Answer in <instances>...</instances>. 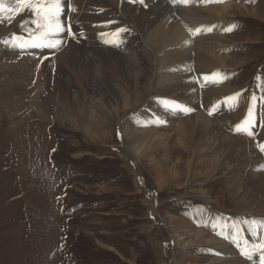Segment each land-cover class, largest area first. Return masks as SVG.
Instances as JSON below:
<instances>
[{
  "label": "rangeland",
  "instance_id": "obj_1",
  "mask_svg": "<svg viewBox=\"0 0 264 264\" xmlns=\"http://www.w3.org/2000/svg\"><path fill=\"white\" fill-rule=\"evenodd\" d=\"M78 1L74 0L76 13L71 16L68 11L66 14L78 26L77 32L68 31L63 45L42 47L43 54L53 51L47 55L54 60L63 52L75 50L82 53L76 54L78 61L86 62L91 60L88 57L94 58L104 51L113 50L111 53L127 56L124 49L113 43L82 40L80 31L86 26H79L78 20L82 14L91 18L94 14H89L84 2ZM234 1L240 8L235 16H230V24L220 36H225L221 40L224 55L232 58L227 85L235 89L230 97H237V101H233L234 107L227 103L225 107L221 105L224 108L218 118L225 116L226 122L220 120L219 125L222 130H228L227 135L241 137L245 134L251 138L243 127L237 130L238 125L243 126L250 120L257 131L249 130H253L255 136L264 137V0ZM131 3L137 5L138 10L150 11L146 0ZM64 4L66 6V2ZM27 12L18 15L24 16ZM6 14L0 19L8 21ZM104 22L107 26L108 22ZM115 22V25L129 26L126 20L116 19ZM63 24H67L65 18ZM6 40L9 49L20 51L11 39ZM6 48L0 46V53ZM144 52L148 58L150 52ZM25 54L23 57H27ZM43 54H39L36 61ZM84 55L88 57L81 59ZM5 62L2 60V65ZM238 63H242L241 66L233 67ZM41 64L43 66L35 70L36 81L24 92L28 95L21 91L12 98L13 104L0 103V264H214L212 260L218 258L220 251L197 244L196 232L206 233L228 247L232 238L226 233L229 224L243 230L244 240H248L245 225L249 230L248 225L256 215H262L264 209L258 204L245 207L242 203L245 199H237L238 179L230 178L227 168H222L216 176H208L213 169L208 158L211 154L200 158L205 171L194 168L189 171L186 162L174 176L170 171L174 157L170 156L173 153L177 158L180 154L173 143L156 149L152 157L134 154L131 148V131L149 127L142 126L143 120H154L150 127L165 133L174 135L173 128L178 131V125L174 127L173 123L180 119L179 112L157 114L152 107L149 109L152 101H163L170 108L184 107L182 103L177 104L175 98L164 93L146 94L144 87H139L143 95L140 106L132 99L125 118L120 123L111 121L106 118L100 97L88 94L83 79L72 71L85 69L83 65L65 64L61 76L57 74V79L48 82L45 72L41 71L45 63ZM62 76L65 80L73 79V90H68L67 86L61 88L68 83L62 81ZM50 83L53 96L42 107L41 97L50 93ZM19 84L24 82L19 80ZM164 88L162 85L157 89ZM199 94L202 96V90ZM200 106L198 109L209 112L206 115H215L211 107L201 103ZM125 124L128 125L124 131ZM228 154L227 162L235 163L237 154L231 151ZM208 211L212 213L211 219H221L219 230L211 225L204 227ZM260 229L254 232L258 240ZM241 235L242 231L238 236ZM251 252L260 254L254 249ZM244 260L252 264L259 261L254 257Z\"/></svg>",
  "mask_w": 264,
  "mask_h": 264
},
{
  "label": "bare ground",
  "instance_id": "obj_2",
  "mask_svg": "<svg viewBox=\"0 0 264 264\" xmlns=\"http://www.w3.org/2000/svg\"><path fill=\"white\" fill-rule=\"evenodd\" d=\"M82 1L84 7L90 11L89 14H94L93 19L82 14V18L78 20L79 26H86L80 31L82 40H89L95 44L113 43V46L124 49L127 56L122 57L115 52L111 53L113 50H110L111 52L97 53L95 59L89 58L87 55L82 56L81 59L85 57L91 59L86 62L78 61L76 54L82 53H77L75 50L68 53L63 52L54 60L51 57H46L47 52L53 53V51L47 50L43 54L45 49L43 50L42 47L15 46L21 52L13 51L12 48H8L9 42L6 39H11L14 45L22 43L30 45L39 36L40 29L36 26L31 28L33 17H30L29 12L18 20H3L0 27H5L0 32V46H7V48L0 53V103L2 105H7L9 102L13 104L12 98L14 95L20 94L21 91L25 96L28 95L24 92L27 87H31L33 81H36L38 76H36L35 70L43 66L41 63H45L41 71L45 72L48 82L57 79L58 75L61 76L65 64L76 63L78 65L79 63L83 65L85 69H72V71L78 78L83 79L84 88L88 94L93 96L97 94L103 101L106 118L111 121L119 120V123L125 118L126 112L130 110L132 99H135V105L140 106L143 95L138 91L139 87H144L146 94L158 92L170 95L171 98L178 101L177 104L180 102L186 108L191 106L197 110L191 109L194 113L189 117L187 114L190 111L184 112L180 107L170 108L163 101H152L149 109L152 107L151 109H154L157 114L179 112L177 113L180 115V119L173 123L174 127L178 125V131L173 128L174 135L165 133L150 127L154 120H140L144 124L142 126L149 127L135 128L131 131V148L134 154L152 157V153L156 152V149L167 148L170 143H173V148L180 154L177 158L173 153L170 156L174 157L173 165L170 168L174 176L186 162L189 171L191 168L205 171V167L200 165L202 162L200 158L202 155L211 154L208 158H210L209 164L213 169L208 173V176H216L222 168H227L228 176L238 179V183H236L237 199H245L242 202L245 207L258 204L264 209V151H260L256 146V142L261 143L264 141V137L256 138V133L251 130L253 135L248 138L245 134L241 135L242 129L239 131L241 137L227 135L228 130H222L223 128L221 129L219 125L220 120L226 122L224 121L225 116L218 118L219 113L223 112L221 110L225 107L226 98L236 92L234 88L227 85V70H229L232 58L224 55L221 40L225 36L220 35L230 24L228 21L230 16H235V11H238L240 6L238 7L234 0H189L187 5L173 3L172 0H146V3L151 6L150 11L147 12L144 9L138 10L137 5H132L133 0H119L118 2H116L117 0H79L78 2L81 4ZM198 1H203L202 5ZM65 2V12L60 16L63 27L59 33L50 38L51 40H60L61 45L66 42L65 38L69 35L68 30L72 31L73 29V32L78 30V26L73 21L72 26L63 24V19H67L68 11H71V16L77 11L74 7V0L73 2L64 0ZM4 3L6 6H15L14 0H4ZM214 4L215 6H213ZM195 5L200 7H195ZM73 8L75 11H72ZM8 16L9 13L7 18ZM116 19L126 20L129 26L115 25V23L117 24ZM104 21L108 22L107 26ZM95 24H99L98 29L92 27ZM98 31L101 33L97 37ZM139 50H141L140 53H138ZM143 50L150 52L148 58L146 57L147 52ZM24 54L27 57H23ZM39 54L43 55L38 59V63L36 60ZM32 55L33 57H30ZM44 56L45 58L41 62ZM93 59L94 65L91 64ZM2 60L6 61L4 65L1 63ZM56 62L59 65L55 66ZM238 64L233 67L241 66L242 63ZM49 65L52 68L49 69ZM154 67L157 70H152ZM55 74L58 75L55 77ZM1 79L7 80L1 82ZM19 80L24 84H19ZM153 80L154 83H151ZM62 81L68 83L61 88L67 86L68 90H73V79L65 80L62 76ZM146 82H148V86ZM162 85L165 87L164 90L157 89ZM50 88H52V83H50ZM201 90L202 96L199 94ZM49 91L48 94L45 92L47 95L44 93L45 97L44 95L41 97L42 107L46 103L48 104L47 101L53 96V89ZM218 99L222 100L218 101ZM233 101L237 100H228L227 105L233 106ZM200 103L208 108L211 107L215 115H206L209 112L205 113L198 109L201 107ZM222 104L224 107H221ZM112 105H115L116 108ZM51 110L52 108L49 106L48 111L51 112ZM143 116L145 117V114ZM127 125H123L124 131ZM251 128H254L252 122ZM254 129L257 131V127ZM229 151L237 154L235 163L234 161L233 163L227 162ZM225 165L227 166L225 167ZM238 185H241V188ZM254 220L264 221V210L262 215H256ZM227 225L226 233L232 237L228 247L203 232L195 233L197 244L203 243L220 251L218 258L212 260L214 264H252L244 260L245 257L240 253V246L243 243L236 239L239 237L240 231L246 239L244 231L236 226ZM246 226L244 229L247 233V241H259L254 231L251 228L248 230Z\"/></svg>",
  "mask_w": 264,
  "mask_h": 264
},
{
  "label": "snow or ice",
  "instance_id": "obj_3",
  "mask_svg": "<svg viewBox=\"0 0 264 264\" xmlns=\"http://www.w3.org/2000/svg\"><path fill=\"white\" fill-rule=\"evenodd\" d=\"M15 6H6L4 0H0V18L4 16L7 12L9 13L8 19H14L15 15L20 14L22 11H28L32 16L36 17L33 19L32 23L35 24L37 28L40 29L39 36L33 41L32 44L22 43L20 45H14L18 47H57L61 43L60 40H51L50 38L55 34L59 33L63 25L60 21V16L62 14L63 8L65 6L64 0H14ZM143 3V0H140ZM173 3H180L187 5L189 0H172ZM72 11H75L73 8ZM3 22V19H0V23ZM23 26V25H21ZM236 97L226 98L225 103L228 100H235ZM175 107H180L182 111L188 112L191 109L176 105ZM243 127V130L247 135L251 136L253 133L249 130L251 128V121H245L244 125H238L237 130H240ZM261 151H264V146L261 147ZM249 227L252 231L258 233L260 227H264V221H255L253 220ZM254 251L260 253L259 264H264V241H261L258 244L253 245ZM242 254L248 259L253 258L252 252L242 251Z\"/></svg>",
  "mask_w": 264,
  "mask_h": 264
},
{
  "label": "crops",
  "instance_id": "obj_4",
  "mask_svg": "<svg viewBox=\"0 0 264 264\" xmlns=\"http://www.w3.org/2000/svg\"><path fill=\"white\" fill-rule=\"evenodd\" d=\"M89 249V248H88Z\"/></svg>",
  "mask_w": 264,
  "mask_h": 264
},
{
  "label": "trees",
  "instance_id": "obj_5",
  "mask_svg": "<svg viewBox=\"0 0 264 264\" xmlns=\"http://www.w3.org/2000/svg\"><path fill=\"white\" fill-rule=\"evenodd\" d=\"M25 210V209H24Z\"/></svg>",
  "mask_w": 264,
  "mask_h": 264
}]
</instances>
